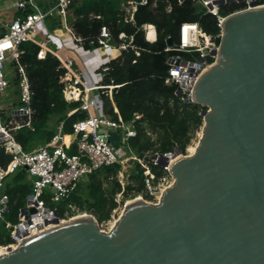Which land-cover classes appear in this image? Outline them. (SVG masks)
<instances>
[{"label": "water", "instance_id": "1", "mask_svg": "<svg viewBox=\"0 0 264 264\" xmlns=\"http://www.w3.org/2000/svg\"><path fill=\"white\" fill-rule=\"evenodd\" d=\"M221 28L218 59L206 56L193 91L202 134L171 165L160 201L126 204L109 231L92 214L57 216L0 264H264V6L227 15Z\"/></svg>", "mask_w": 264, "mask_h": 264}, {"label": "trees", "instance_id": "2", "mask_svg": "<svg viewBox=\"0 0 264 264\" xmlns=\"http://www.w3.org/2000/svg\"><path fill=\"white\" fill-rule=\"evenodd\" d=\"M130 3L137 4V9L134 20L127 22L126 8L130 7ZM242 6L243 3L235 2L222 4L220 11L226 15ZM67 9L69 24L81 38L80 44L84 49L90 50L100 45L103 26L112 35L111 43L120 47V55L107 62L108 70L100 81L103 109L113 119L120 116L124 122L132 123L136 134L127 138L125 144L139 159L146 161L157 181L165 172L159 165L153 164L148 155L164 154L175 148L186 153L203 125L201 112L204 108L184 101L176 94V84L165 83L167 58L176 53L166 51L167 39L171 38L173 45L178 42L179 28L183 22L198 23L204 32L216 35L220 32L216 16L206 12L195 0H185L183 3L177 0H148L146 5L140 4V0H69ZM31 11L32 8L28 7L25 14ZM146 23L156 27L157 37L153 42L145 38L142 27ZM121 33L126 37L120 39ZM40 49L33 41L21 43L18 59L8 65L9 87L2 97L4 104L10 91L15 89L13 94L18 100L12 101L8 111L3 107L2 119L11 128L20 125L12 132L25 151L49 143L59 131L67 141L73 134L74 123L87 116L79 108L80 101H67L64 97L61 78L67 69L50 53L40 58ZM9 67L13 68V76L9 73ZM24 77L28 84L31 114L12 116L14 108L25 104L21 85ZM110 86L112 98L109 95ZM135 113H139L140 118H136ZM116 134L121 138L118 131L113 132V138ZM67 151L74 153L75 144ZM10 160L11 156L0 146V166H7ZM144 169L137 162L128 182L122 186L118 178L121 164L114 163L88 174L68 197L52 201L51 194L45 193L44 199L61 218L79 210L94 215L98 222H105L119 207L117 194L123 196V202L145 192ZM32 188L33 183L26 168H20L6 177L2 191L9 197V208L0 220V246L12 243L10 228L6 224L19 221V211L26 205Z\"/></svg>", "mask_w": 264, "mask_h": 264}, {"label": "built area", "instance_id": "3", "mask_svg": "<svg viewBox=\"0 0 264 264\" xmlns=\"http://www.w3.org/2000/svg\"><path fill=\"white\" fill-rule=\"evenodd\" d=\"M177 1L183 3L185 0ZM195 1L206 12L216 16L220 32L216 35H210L204 32L198 23L183 22L179 28L178 42L166 48V51L172 50L176 53L169 55L167 58L168 72L165 83L176 84L178 86L176 94L184 101L191 103H194L193 91L198 79L211 65L206 62V56L212 55L215 60L218 59V47L215 45L213 38L221 34V24L224 18L231 14H222L220 6L233 2L243 3V6L234 12L264 6V2L261 3L259 0ZM68 2L69 0H58L56 5L46 10L38 9L10 21L4 20V14L0 10V146L11 156L7 166H0V220L4 218L9 208V197L2 191L6 177L20 168H26L33 183L32 192L26 198V205L19 211V221L16 224L9 222L6 224L10 228L13 241L10 244L0 246V249L14 248L24 238L49 227L50 224H54V220L58 216L57 211L47 205L44 199L45 193L51 194L52 201H59L68 197L88 174L101 167L123 162V159H118L113 150L111 144L112 132H120L123 143L127 138L136 134L132 123L124 122L120 116L118 119H113L104 112L99 89L101 87L100 81L108 70L107 62L109 60L100 64L96 74L97 78L90 81L87 77L89 74L87 68L85 66L81 67L83 58L76 49L67 47L62 41L55 48L51 46L56 40L51 32L45 28V22L56 12H59L64 19L73 40L81 46V38L73 32L68 23ZM27 3L26 0H19L17 8L24 9ZM147 3L148 0H140L142 5ZM130 4V7L126 8L125 20L127 22L134 20V12L137 9V4ZM142 28L147 41L153 42L156 40L157 31L154 24L146 23ZM42 31L45 32L43 36H41ZM125 37L124 33L119 35L120 39ZM111 39L110 31L103 26L100 33V45L85 50L98 52L100 49L115 46L111 43ZM25 41H33L40 46L41 49L38 54L40 58H44L47 53L58 58L61 65L67 69V73L61 78L64 84L63 94L65 99L67 101H80L79 108L87 113L84 119L74 123V139L70 144L65 142V135L59 131L49 143L40 145L31 151H25L15 140L12 132L13 128L20 125L11 128L2 119L4 107L2 97L7 93L9 87L8 65L11 61L18 59L21 53L20 45ZM118 48L120 49V47ZM83 65H85V62ZM21 85L22 101L25 104L14 108L12 116H29L31 114L28 107L29 91L25 77ZM111 88L110 86V98H112ZM135 116L140 118L139 113H135ZM72 144H75L76 151L69 153L67 150ZM188 154L187 151L183 153L177 148L164 153L163 155L169 160L168 164L164 166L158 163L157 156L160 154H154L151 162L159 165L165 173L155 181L156 175L148 164L143 166L145 168L146 189L144 193H140L138 196H141L147 202L158 203L164 190L173 183V177L169 169L173 156ZM77 212L79 210H75L73 214L66 217L61 218L58 216V218L60 221H65L76 216Z\"/></svg>", "mask_w": 264, "mask_h": 264}, {"label": "crops", "instance_id": "4", "mask_svg": "<svg viewBox=\"0 0 264 264\" xmlns=\"http://www.w3.org/2000/svg\"><path fill=\"white\" fill-rule=\"evenodd\" d=\"M19 0H0V10H2L4 14V20L10 21L16 17H22L25 15V11L28 7L32 8L31 12H34L38 9L46 10L57 4L58 0H26L28 1L27 6L24 9H18L17 3ZM69 16V15H68ZM69 23V21H68ZM67 23V24H68ZM45 28H47L51 34L54 36L56 42L52 43V47L55 48L57 44L61 41L67 46L77 50L79 54L83 58V63L81 67L87 68L89 74L88 78L92 81L96 77L98 68L100 64L104 61H108L112 58H115L120 55L121 50L112 46L107 49H100L98 52H88L80 45H78L73 38L66 26V23L59 12H56L53 16L48 18L45 22ZM43 32V31H42ZM45 32L41 34L43 36ZM85 62V65H83ZM117 109L115 108V111ZM117 135V134H116ZM113 138V132L111 135V139ZM74 139V135H70L68 140L65 142L70 144ZM122 140V139H121Z\"/></svg>", "mask_w": 264, "mask_h": 264}, {"label": "rangeland", "instance_id": "5", "mask_svg": "<svg viewBox=\"0 0 264 264\" xmlns=\"http://www.w3.org/2000/svg\"><path fill=\"white\" fill-rule=\"evenodd\" d=\"M13 72H14L13 68L9 67V73L11 76H13ZM14 90L15 89L13 88L12 91H10L9 97L7 98V100L4 101L3 106H4L5 110H7V111L11 108L12 101L18 100V97L15 96V94H13ZM201 130H202V128H200L196 132V136L192 140L191 144L188 146V148H187L188 153L190 152V148L192 146H195L199 142V139L201 136ZM120 139L121 138H119V136L117 135L116 137L111 139V144H112L113 150H114L115 154L117 155L118 159H123V162L120 163L121 164V171L118 174V178H119L122 186H125V184L128 182V180L130 178V175L132 174L133 170L135 169L137 162H139L142 167L147 165V163H146V161L139 159L138 156H136L133 152H131L130 149L127 147V145L125 143H123L122 140H120ZM148 156H149V159L151 160L152 156L151 155H148ZM116 198L119 200L120 204H119V207L113 211V213H112L113 216H111V220L109 219L108 221H105V222H98L99 226L102 230L108 231L109 229H111V225L114 222V220H117L122 215V213L125 209V205H126L127 200L132 199V198H128V199H125L123 202H121V199L123 198V196L121 194L117 195ZM83 213H86V212H80L79 211L76 213V215L83 214ZM66 219H68V218H66Z\"/></svg>", "mask_w": 264, "mask_h": 264}, {"label": "bare ground", "instance_id": "6", "mask_svg": "<svg viewBox=\"0 0 264 264\" xmlns=\"http://www.w3.org/2000/svg\"><path fill=\"white\" fill-rule=\"evenodd\" d=\"M201 134H202V132H201ZM198 144V143H197ZM197 144L195 145V146H190L191 148H190V152H189V154L188 155H191L192 153H194L195 152V150H196V146H197ZM187 155V156H188ZM181 157H183V155H177V156H173V159L171 160V162H170V164H169V169L171 168V165L177 160V159H179V158H181ZM171 173V172H170ZM172 175V174H171ZM173 177V176H172ZM173 182H174V177H173ZM173 184V183H172ZM171 184V185H172ZM170 185V186H171ZM170 186H168V188L170 187ZM167 189V188H166ZM165 189V190H166ZM165 190H164V192H165ZM163 192V193H164ZM163 193H162V195H163ZM162 195H161V197H162ZM161 199V198H160ZM140 200H143V198L141 197V196H136V197H134V198H132V199H129V200H127V202H126V204H130V203H134V202H138V201H140ZM85 216H87V213H83V214H79V215H76V216H74V217H72V218H70V219H68V220H71V219H76V218H80V217H85ZM120 218V217H119ZM118 218V219H119ZM118 219L117 220H114V222L112 223V225H111V229L113 228V226L115 225V223L118 221ZM68 220H65V221H68ZM65 221H61V222H65ZM54 224H50V226H53ZM49 226V227H50ZM37 233V232H36ZM18 246H16V247H14V248H10V249H3V248H1L0 249V256L2 255V254H6V253H8V252H10V251H12V250H14V249H16Z\"/></svg>", "mask_w": 264, "mask_h": 264}]
</instances>
